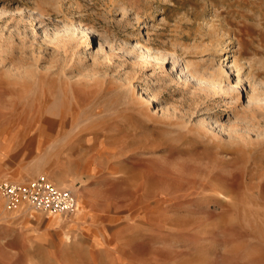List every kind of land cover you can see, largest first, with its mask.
I'll return each mask as SVG.
<instances>
[{
	"label": "rangeland",
	"instance_id": "374dc122",
	"mask_svg": "<svg viewBox=\"0 0 264 264\" xmlns=\"http://www.w3.org/2000/svg\"><path fill=\"white\" fill-rule=\"evenodd\" d=\"M39 175L76 210L5 209L0 264H264V0H0V177Z\"/></svg>",
	"mask_w": 264,
	"mask_h": 264
},
{
	"label": "built area",
	"instance_id": "2783aa9c",
	"mask_svg": "<svg viewBox=\"0 0 264 264\" xmlns=\"http://www.w3.org/2000/svg\"><path fill=\"white\" fill-rule=\"evenodd\" d=\"M0 197L9 212L28 207L48 214L71 215L77 205L69 190L58 187L45 175L24 182L0 179Z\"/></svg>",
	"mask_w": 264,
	"mask_h": 264
},
{
	"label": "crops",
	"instance_id": "0c3cea01",
	"mask_svg": "<svg viewBox=\"0 0 264 264\" xmlns=\"http://www.w3.org/2000/svg\"><path fill=\"white\" fill-rule=\"evenodd\" d=\"M0 179H3V177H0ZM48 179H50L48 177ZM6 180V179H5ZM7 180H10V181H15V182H23V181H19V180H12V179H7ZM51 180V179H50ZM53 182V181H52ZM54 184H56L54 182ZM25 207H23L21 210L19 211H16V212H11L13 213V217H19L21 215V211L24 209ZM5 208H4V203H3V200L1 199L0 197V239L1 240H4L6 243H7V222L9 220H11L10 218H8L7 216V213H5ZM11 216V215H10ZM33 216L32 213H27L25 214L23 217H21L22 219L20 220L21 222L20 223H25L26 220H28L29 217ZM15 220L18 218H14Z\"/></svg>",
	"mask_w": 264,
	"mask_h": 264
},
{
	"label": "bare ground",
	"instance_id": "6f19581e",
	"mask_svg": "<svg viewBox=\"0 0 264 264\" xmlns=\"http://www.w3.org/2000/svg\"><path fill=\"white\" fill-rule=\"evenodd\" d=\"M195 75V73L194 74H191V76L193 77Z\"/></svg>",
	"mask_w": 264,
	"mask_h": 264
}]
</instances>
